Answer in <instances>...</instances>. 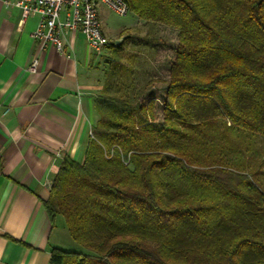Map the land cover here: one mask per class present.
<instances>
[{"label": "trees", "instance_id": "1", "mask_svg": "<svg viewBox=\"0 0 264 264\" xmlns=\"http://www.w3.org/2000/svg\"><path fill=\"white\" fill-rule=\"evenodd\" d=\"M126 1L177 31L161 118L112 41L84 158L43 201L86 251L50 264H264V0Z\"/></svg>", "mask_w": 264, "mask_h": 264}, {"label": "crops", "instance_id": "2", "mask_svg": "<svg viewBox=\"0 0 264 264\" xmlns=\"http://www.w3.org/2000/svg\"><path fill=\"white\" fill-rule=\"evenodd\" d=\"M38 19L22 21L18 7L0 0V264H50L52 247L71 246L43 201L64 155L83 160L97 120L98 56L79 31L61 38L69 56L34 38Z\"/></svg>", "mask_w": 264, "mask_h": 264}, {"label": "rangeland", "instance_id": "3", "mask_svg": "<svg viewBox=\"0 0 264 264\" xmlns=\"http://www.w3.org/2000/svg\"><path fill=\"white\" fill-rule=\"evenodd\" d=\"M98 14L103 31L111 39V42L127 36L130 38L121 55V61L130 65L135 81L139 82V90L142 86H147L145 85L147 81H151L148 89L144 90L139 98L143 102L155 98L157 100L156 118H161V104L166 81L168 80L169 66L175 54L177 31L165 25L145 22L138 19L130 11L125 15H119L103 4L98 5ZM123 28L126 29L121 32ZM130 53L135 54L134 59H130ZM96 55L98 60L91 65L94 69L93 79L101 84L105 78V72L110 66L109 48L106 46ZM259 143L264 149V138H260ZM58 218H61L62 234H64L65 229L63 228H66L64 218L60 215ZM66 236L71 242V246H65L66 249L86 251L84 247L73 241L69 233H66Z\"/></svg>", "mask_w": 264, "mask_h": 264}, {"label": "built area", "instance_id": "4", "mask_svg": "<svg viewBox=\"0 0 264 264\" xmlns=\"http://www.w3.org/2000/svg\"><path fill=\"white\" fill-rule=\"evenodd\" d=\"M4 4L16 6L21 11L22 21L29 15L39 17L32 36L42 42H50L65 56L62 36L68 31L82 33L90 52L100 53L111 43L102 28L98 5L103 4L119 15L129 11L126 0H1ZM118 41V40H116ZM37 58L34 56L29 69L35 70Z\"/></svg>", "mask_w": 264, "mask_h": 264}]
</instances>
